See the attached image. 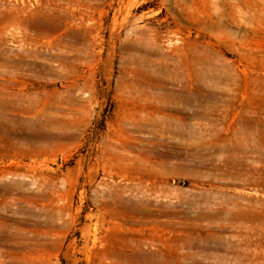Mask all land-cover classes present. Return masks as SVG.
Wrapping results in <instances>:
<instances>
[{
	"label": "rangeland",
	"instance_id": "1",
	"mask_svg": "<svg viewBox=\"0 0 264 264\" xmlns=\"http://www.w3.org/2000/svg\"><path fill=\"white\" fill-rule=\"evenodd\" d=\"M0 264H264V0H0Z\"/></svg>",
	"mask_w": 264,
	"mask_h": 264
}]
</instances>
